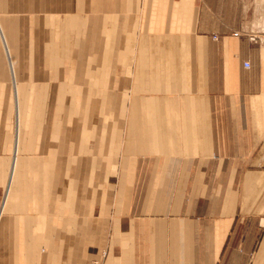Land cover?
Masks as SVG:
<instances>
[{
	"label": "crops",
	"instance_id": "obj_1",
	"mask_svg": "<svg viewBox=\"0 0 264 264\" xmlns=\"http://www.w3.org/2000/svg\"><path fill=\"white\" fill-rule=\"evenodd\" d=\"M262 20L0 0V264H264Z\"/></svg>",
	"mask_w": 264,
	"mask_h": 264
},
{
	"label": "built area",
	"instance_id": "obj_2",
	"mask_svg": "<svg viewBox=\"0 0 264 264\" xmlns=\"http://www.w3.org/2000/svg\"><path fill=\"white\" fill-rule=\"evenodd\" d=\"M231 35H232V36H237V35H238V32L233 31V32L231 33ZM211 38H212L213 40H216V39H217V36H216L215 34H213V35L211 36ZM242 66H243L244 68H248V67H249V62H248L247 60H243V61H242ZM86 264H103V260H102V259H95V260L89 261V262L86 263Z\"/></svg>",
	"mask_w": 264,
	"mask_h": 264
},
{
	"label": "rangeland",
	"instance_id": "obj_3",
	"mask_svg": "<svg viewBox=\"0 0 264 264\" xmlns=\"http://www.w3.org/2000/svg\"><path fill=\"white\" fill-rule=\"evenodd\" d=\"M262 23H264V20H262ZM261 23V24H262ZM260 24V27H263L264 28V25H261ZM244 25L246 26L245 28H244V30H246V31H250L251 29H250V26H251V24H250V20H244ZM233 31H236V32H238V35L237 36H233V37H239V36H242L243 34H245V33H242L240 30H232L231 31V33L233 32ZM260 31H261V28H260ZM231 33H230V35H231ZM213 35V34H212ZM262 35H264V34H262ZM232 36V35H231ZM217 39H218V37H217ZM217 39L216 40H214L215 42L217 41ZM213 40V39H212ZM90 261H92V260H90ZM89 261H87V263H88Z\"/></svg>",
	"mask_w": 264,
	"mask_h": 264
}]
</instances>
